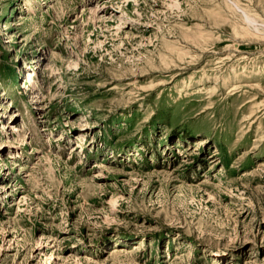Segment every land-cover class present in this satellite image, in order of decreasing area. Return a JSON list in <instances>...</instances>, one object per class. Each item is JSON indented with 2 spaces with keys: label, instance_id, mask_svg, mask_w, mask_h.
Here are the masks:
<instances>
[{
  "label": "rangeland",
  "instance_id": "obj_1",
  "mask_svg": "<svg viewBox=\"0 0 264 264\" xmlns=\"http://www.w3.org/2000/svg\"><path fill=\"white\" fill-rule=\"evenodd\" d=\"M0 264H264V0H0Z\"/></svg>",
  "mask_w": 264,
  "mask_h": 264
},
{
  "label": "bare ground",
  "instance_id": "obj_2",
  "mask_svg": "<svg viewBox=\"0 0 264 264\" xmlns=\"http://www.w3.org/2000/svg\"><path fill=\"white\" fill-rule=\"evenodd\" d=\"M27 80L31 82V80L29 78Z\"/></svg>",
  "mask_w": 264,
  "mask_h": 264
}]
</instances>
